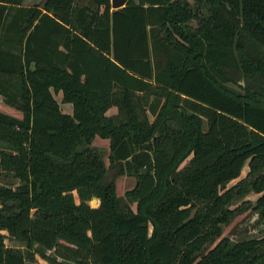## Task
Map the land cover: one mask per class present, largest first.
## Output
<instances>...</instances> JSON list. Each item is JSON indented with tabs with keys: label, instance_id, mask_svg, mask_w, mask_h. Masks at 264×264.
<instances>
[{
	"label": "trees",
	"instance_id": "obj_1",
	"mask_svg": "<svg viewBox=\"0 0 264 264\" xmlns=\"http://www.w3.org/2000/svg\"><path fill=\"white\" fill-rule=\"evenodd\" d=\"M0 174V264H264V0H0Z\"/></svg>",
	"mask_w": 264,
	"mask_h": 264
},
{
	"label": "rangeland",
	"instance_id": "obj_2",
	"mask_svg": "<svg viewBox=\"0 0 264 264\" xmlns=\"http://www.w3.org/2000/svg\"><path fill=\"white\" fill-rule=\"evenodd\" d=\"M42 0H24V3L27 4H39ZM191 1V0H190ZM229 87L235 89L234 85L228 83ZM57 97V96H56ZM59 99L58 97L56 98ZM150 99V98H149ZM149 102V101H148ZM62 107L66 105L70 109V105L68 103L60 104ZM91 145L95 146L101 153L105 164L107 165L106 156L108 154V142L107 139H101L98 137H94ZM247 167L244 165L240 171L239 176L230 181L227 186L232 185L237 179L243 177L246 173ZM134 177L129 175H118L114 178L115 183V192L118 196H123V193L130 189L134 184ZM15 184V179L4 176L0 174V185L1 186H10ZM258 196L256 193H246L242 195L240 198L236 199V203L232 205L231 207L239 206L241 207V211L236 214V216L229 222V224L222 227L221 235L215 239V241L212 244H207L206 247L209 249L220 237L226 236L232 241H236L242 238H248V237H258L264 234V226L262 224V221L258 218V215L256 211L252 210V205L255 200V198ZM246 201H249L247 204ZM88 204L91 207L96 206L95 200H89ZM5 245H15V243L8 241L7 239L4 240ZM37 261L39 263L44 264V262L37 258Z\"/></svg>",
	"mask_w": 264,
	"mask_h": 264
},
{
	"label": "water",
	"instance_id": "obj_3",
	"mask_svg": "<svg viewBox=\"0 0 264 264\" xmlns=\"http://www.w3.org/2000/svg\"><path fill=\"white\" fill-rule=\"evenodd\" d=\"M127 0H109L110 8L115 9L123 6ZM162 99L156 96H151L146 106V112L150 117H154L161 105Z\"/></svg>",
	"mask_w": 264,
	"mask_h": 264
},
{
	"label": "crops",
	"instance_id": "obj_4",
	"mask_svg": "<svg viewBox=\"0 0 264 264\" xmlns=\"http://www.w3.org/2000/svg\"><path fill=\"white\" fill-rule=\"evenodd\" d=\"M21 4L22 5H31V4H27V3H24V0H21ZM35 4V3H33ZM57 97L59 98V93L57 94ZM60 107L65 111V112H70V109L68 107H66V105H64V107H62L60 105ZM115 112V108L114 107H110L108 110H107V114H113Z\"/></svg>",
	"mask_w": 264,
	"mask_h": 264
}]
</instances>
